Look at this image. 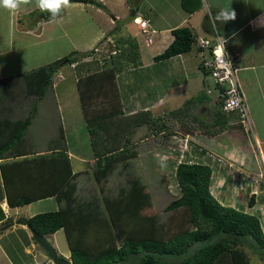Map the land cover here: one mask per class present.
Instances as JSON below:
<instances>
[{
	"label": "trees",
	"instance_id": "trees-1",
	"mask_svg": "<svg viewBox=\"0 0 264 264\" xmlns=\"http://www.w3.org/2000/svg\"><path fill=\"white\" fill-rule=\"evenodd\" d=\"M73 1L104 6L97 0ZM181 3L188 13H195L202 7L201 0H181ZM36 13L32 11L29 16L34 17ZM38 13L37 23L56 18L47 11ZM62 14L63 11L60 17ZM214 20L220 27L222 19L215 14ZM203 25L206 31H213L208 17ZM173 35L172 43L155 56V61L188 53L198 43L199 36L190 26L174 29ZM117 46L120 51L104 68L84 73L82 66L96 62H82L95 52L93 48L73 51L49 64L4 78L8 82L1 81L2 91L9 84V87L18 86V89L5 90L10 96L23 90L26 97L35 96L38 100L46 95L54 76L64 66L77 64L74 67L78 72L77 88L97 158L94 166L97 181L113 172L119 162L138 155L136 143L130 138L138 127L148 125L154 134L158 129L159 133L168 130L166 120L159 121L151 110L125 113L117 76L128 66H140L142 61L135 38L121 36ZM3 99L0 95V101ZM192 102L193 99L188 100L186 106L170 111L169 115L180 117ZM31 124L30 115L24 118L0 116V158L4 160L0 164V176L5 188L4 198L10 208L49 197L63 203L59 210L30 217L28 224L45 236L64 229L73 264H264V223L256 214L219 201L212 191L213 168L209 164L193 160L178 164L175 175L181 195L172 200L167 209L187 211L188 227L169 233L167 224L160 218L142 215L151 204V196L139 178L132 177L130 185L122 188L116 198L105 197L102 204L95 199L79 200L77 178L82 172L74 171L66 142L52 148L50 153L36 155L26 145ZM61 136L64 138L63 130ZM14 179L21 183V188L12 187ZM253 203L252 196L249 204ZM116 238L121 239V244ZM252 255L256 260L253 261Z\"/></svg>",
	"mask_w": 264,
	"mask_h": 264
},
{
	"label": "crops",
	"instance_id": "crops-1",
	"mask_svg": "<svg viewBox=\"0 0 264 264\" xmlns=\"http://www.w3.org/2000/svg\"><path fill=\"white\" fill-rule=\"evenodd\" d=\"M97 1H101L106 8L103 9L102 7L97 6V9H94V3L73 1L71 2V10H76L75 4H79L81 5L79 14H91V17L95 20L96 24L100 22L102 26L105 24L107 25V27L104 28L100 26L94 36V40L97 41L103 37L98 44L100 45L99 48L102 53H104L103 50L106 46H109L110 43H114L113 46L118 49L116 40L121 36H131L138 41L135 28L137 27L139 34H141L142 29L136 21L137 19L141 20L139 18L140 16H137L136 12H133L129 16V13H127V10L131 11L135 4L131 2L132 0ZM174 1L175 0H169L166 3L168 8L157 10L155 13V19H150L145 15L142 17V19L149 20L147 35L152 31V34H158L160 36H157L156 41L154 42L153 40L152 43H148L147 40L145 41L146 38H142L143 43L145 41L147 45L146 49H144V44L142 45L138 41L142 64L138 67L128 66L118 74L117 84L121 95L123 109L128 115L140 110H151L155 113L156 110L166 109L167 107H169L168 112H170L186 106V102L193 99V102L187 106L186 111H184L180 117L174 116V120L179 121V124H181L179 130H177L179 135H181L177 137L179 138L178 141H180V143L178 144V141H176L174 142L175 144L169 145L167 151L164 149L163 155H166L168 159L172 157L171 163L174 164L175 161L179 159L181 141L188 139L190 148L185 153L186 157L193 161L200 159V161L209 164L213 168L212 191L219 201L223 205L233 206L251 214H256L260 216L261 221L264 223V178H262L261 181L258 180L260 183L255 180L254 182H250L251 184H247L249 179H244L247 180L246 184H238L237 182L240 186L238 187L236 186V183H233V175L230 181L231 174L228 169L231 167L232 172L240 176L242 175L240 169H243L247 176L264 173V0H210L212 4L211 6L217 7V13L222 9H231L235 12L234 19H229L224 22L222 20L220 22L222 33L220 30L219 33L226 42V50L230 53L237 54L238 56L237 64L240 68L239 79L248 98L254 124L252 131H247L240 123L239 115L236 112H223L220 106L215 104L212 97L207 94V86L211 85V82L207 79L205 72L202 69V63L209 53L207 50L202 49L199 46V43H197L188 53L169 59L155 61V56L163 53L172 43L174 39V29L181 26H190L200 37V33L196 31L192 24V20L194 15L196 13H201V9H204L205 6L202 5L200 10L195 13H187V15H184L181 13L179 14V6L177 3L174 7L172 6ZM83 6H86L87 8L85 9L84 7L83 9ZM209 7L210 6H208V8ZM35 8L38 7H36L34 3L30 6L22 5L16 12H9L6 9L0 8V10H4L5 12L3 20H6V22H4L0 17V32L2 35V31L7 28L8 24H10L11 28H16L15 21L18 14L21 12L27 14ZM106 9L113 13L112 17L107 15L108 13ZM123 10L125 11L123 12ZM170 11H176L178 13L177 16H182L180 23H169ZM66 13H68L67 9ZM156 18L158 20H156ZM60 20L61 18L59 17L58 19L45 21L42 24L43 28L40 33H35L29 30H25L26 33H23V28L17 25L19 37H22V34L24 36L32 34L39 38V41L47 40V31L49 30L48 24L55 21L59 22ZM154 20L158 24L163 25V27L159 29L153 27L152 23ZM186 23L190 25H184ZM114 30H116V32H114ZM203 30L204 38L213 35V31H206L204 27ZM63 37H68V33H65ZM3 47H7L6 37H3L2 40H0V56L10 53L9 49L2 50L1 48ZM91 49L93 48H86L81 51ZM118 51H120V49H118ZM97 55H99V53H97ZM113 56L105 66L111 63ZM190 63H193L195 68L199 67L202 70L204 74L202 82L199 80L197 69L191 71L188 67ZM93 64L94 66L90 69L92 71L97 68L105 67L99 65L97 61ZM16 74L8 75V77ZM4 78H6V76L1 72L0 81H4ZM200 84H202V87H200ZM58 87L59 85L52 89L57 91ZM198 96L199 99L197 100ZM16 104L17 103L14 105L12 102L11 104H5L4 107V105L0 103V116H3L4 109L5 111L13 110L14 112H9L8 115L15 117V112L17 113L19 110L15 109L17 107ZM74 109L75 108H72V113L76 115L79 114V112ZM192 112L196 113L192 114ZM15 118L24 117L18 116ZM63 123L61 125V131L54 135H50L48 141L44 143L42 148L36 147V143L33 142L34 139L30 134L31 131L28 132V130L26 134L28 140L26 144L27 147L32 151H35L36 155H42L52 152V148L60 147L62 143L66 142L67 150L71 157L75 172L86 170H77L74 166V159H77L81 163H89L94 167L97 158L94 157L92 142V153L90 156L77 154L76 151L70 148L71 143L68 138H66L67 129L65 123ZM197 123L200 124L199 127L197 126ZM143 127L147 129V125H144L138 127L135 130V133H137L139 128ZM62 130L64 138L61 136ZM134 134L130 136L131 139ZM88 135L90 137L89 133ZM170 147L172 150H170ZM199 150L204 151L199 153ZM29 156H34V154ZM217 156L222 157L223 159L222 162L219 159L220 166H225L227 164L230 166H226L224 170H218L217 167L219 164L216 162ZM23 157L24 156H22V158ZM3 161L4 160L0 158V164ZM178 162L176 161V168L179 164ZM1 178L2 176H0V179ZM0 183L2 184L0 188V264H56L37 244L28 225L18 223V220L23 217L29 219L38 213L47 211H43V209L40 208L37 211H32V213H25L22 215L20 213L21 210L19 209L23 206L10 208L7 199L4 198L5 188L3 179H1ZM20 185L21 183L14 179L12 187L19 189L21 188ZM44 185L47 187L46 184ZM216 189L217 192H219L220 197L217 196V192V195L215 194ZM227 191H230V194L227 193ZM252 196L254 203L251 206L249 201ZM35 203L42 204L40 207L45 209L52 207L54 208L52 209L53 211L59 210L63 204H60L55 197H49L27 205L33 207ZM7 220H9V224L3 226ZM10 220H12V222ZM62 230L65 232L64 229H60L54 234L47 235V237L52 242L60 256L72 260L70 248L68 251L62 247L61 243H57L56 241V238L59 235L57 233Z\"/></svg>",
	"mask_w": 264,
	"mask_h": 264
},
{
	"label": "rangeland",
	"instance_id": "rangeland-1",
	"mask_svg": "<svg viewBox=\"0 0 264 264\" xmlns=\"http://www.w3.org/2000/svg\"><path fill=\"white\" fill-rule=\"evenodd\" d=\"M168 1L169 0H132L131 2L135 4L133 5L131 11L127 10V13H129V16L133 12H136V14L140 16V19H142L144 15L150 19H155V13L157 10L168 8V6H166ZM201 2L205 7L204 9H201V13H196L192 20V24L194 25L196 31L200 33V37H203V23L206 17L209 18L213 34L215 35L217 32L219 33V30L222 33V30L220 29L221 27H218L214 20L215 14L217 13V7L211 6L212 4L210 0H201ZM176 3L179 6V14L181 13L187 15L188 12L183 9L181 0H175L172 6L174 7ZM75 5L76 10H71L72 4L70 7L63 9V14L60 17L61 20L59 22L55 21L48 24L49 30L47 31V40L42 41H39V38L32 34L27 36L22 34V37H19L17 30V25H19L21 28H23V33H26L25 30L40 33L43 28L42 24L44 22L37 23L35 21L40 19L38 12L41 10L39 8L31 10L30 12L37 11L34 17L29 16L30 12L27 14L24 12L18 14L19 17L17 16L15 21L16 28L13 29L11 28L10 24H8L7 28L2 31L3 35L0 32V40H2L3 37H6L7 40V47H3L1 49L10 50V53L0 56V74L2 72L6 77H8V75L11 74L21 73L40 65L49 64L60 59L59 57L62 58L73 51H81L82 49L91 47L99 48L100 45L98 44L100 43L101 39H103V37L97 41L94 40V36L100 26L104 28L107 27V25L105 24L102 26L100 22L96 24L95 20L91 17V14H79L81 5ZM97 6L98 5L94 3V9H97ZM208 6L210 7L208 8ZM84 7L85 9L87 8L86 6H83V9ZM99 7H102L103 9L106 8V6ZM66 9L68 13L70 12L69 14L66 13ZM106 11L108 13L107 15L112 17L113 13L109 12L108 9H106ZM124 11L125 10H123V12ZM177 15L178 13L176 11L169 12L170 24L180 23L182 16ZM0 17L2 21L6 22V20H3L5 17L4 10H0ZM156 20L158 19L156 18ZM187 24L188 23L184 25ZM152 26L157 29L163 27V25L158 24L155 20L153 21ZM135 32L137 33L139 43L142 45L144 44V49H146V39L143 43L142 38H147V33L141 31V34H139L137 27L135 28ZM65 33H68V37H63ZM152 35L154 37V42L156 41V37L160 36L158 34ZM113 44L114 43H110L109 46H106L103 52L106 54H111V52L116 49ZM93 66L94 64L82 66L84 68V73L92 71L90 69ZM188 67L191 71L197 69L199 80L202 82V79H204L202 70L199 67L195 68L193 63H190ZM60 72L64 74L65 79L62 81L58 80L54 84L52 83L53 85L47 91L46 95L38 100L35 99V96L26 97L23 90H18L17 93H15V95L12 97L7 94L5 90H13L16 86L9 87V84L2 91L3 83L0 81V95L5 99L1 100L0 103L3 104L4 107L5 104H11L13 102L15 105V103H17V107H13L15 109H19L17 113L15 112V117H25V115L32 116V125L29 127L28 132L31 131L30 134L34 139L33 142L36 143L37 148H42L44 143L48 141L50 135L60 132L62 128L61 125L64 121L67 129L66 138H68L69 142L71 143L70 148L76 151L77 154L90 156L92 153L91 141L88 135L89 131L86 126V121L76 85L78 72L74 67L67 65L64 66ZM8 81L9 80H4L3 82ZM57 85H59V87L57 91H54L52 88ZM200 87H202V84H200ZM15 89H18V86ZM11 97L13 99H11ZM72 108H75L74 110L78 111L79 114H73L71 111ZM168 108L169 107L166 109L156 110L155 113H153L154 116L160 118L159 121L161 118L166 120L168 130L165 133H159L160 129H158V131L154 134L152 128H150L148 125L147 129L144 127L139 128L137 133L132 136V141L136 143L138 155L134 158H131L130 160L119 162L113 172L108 174L102 181H97L94 175V167H92V165L89 163H81L77 159L73 160L74 166L77 170H86L80 171L82 173L77 178V197L79 200L82 201L95 199L94 201L102 204L105 197L109 196L111 198H116L120 194L122 188L128 187L130 185L129 180H131L132 177H136L144 183L146 186V191L149 192L151 196V204L142 211V215L144 217L155 216L156 218H160L167 224L169 233L181 231L182 229L188 227L187 222L189 216L187 211L184 209L169 211L167 209L169 203L181 195L175 175L176 161L178 162L180 159L176 160L174 164L171 163L172 157L167 159V168L162 171L156 158L157 154L163 155L164 149L167 151L169 145L175 144L174 142L178 141L179 139L177 137L181 136L177 131L179 130V126H181V124H179V121L174 120L175 118L173 116L169 115ZM9 112L12 113L14 111H5L3 109V115H8ZM194 113L196 112H192V114ZM197 126L199 127L200 124L197 123ZM179 143L180 141H178V144ZM170 150H172L171 147ZM198 152L202 153L201 150ZM219 159L221 162L223 160L222 157H216V162L219 164L217 167L218 170H224L226 166H230L229 164L220 166L221 164ZM196 161H200V159H196ZM228 169L231 174L230 181L233 175V183H236V186L238 187H240L238 185L239 183L246 184L247 180L244 179H249V182H247L248 184L250 182H254L255 180L260 183L261 179L264 178V173H258L255 175L251 174L250 176H247L245 175V171L240 169V172L242 173L240 176L238 174H234L231 167ZM216 192L217 189L215 190V194ZM227 193L230 194V191H227ZM217 194L216 195L220 197L219 192H217ZM41 205L42 204L36 203L33 205V207L25 205L19 210H21L20 213L24 215L25 213L37 211L40 208L43 209V211H53L52 209H54L51 206V208L45 209L40 207ZM57 234H59L56 238L57 243H61L62 247L69 251L70 247L66 239V233L62 230ZM114 235L117 236L116 229H114ZM116 241L118 244H121L122 242L121 239L118 238H116ZM252 257L253 261L256 260L253 255Z\"/></svg>",
	"mask_w": 264,
	"mask_h": 264
},
{
	"label": "built area",
	"instance_id": "built-area-1",
	"mask_svg": "<svg viewBox=\"0 0 264 264\" xmlns=\"http://www.w3.org/2000/svg\"><path fill=\"white\" fill-rule=\"evenodd\" d=\"M136 21L138 22V19ZM138 24L143 32L148 33L149 20L141 19ZM150 32L146 38L148 43L153 42L152 31ZM198 43L202 49L207 50L209 53L202 63L205 75L211 82V85L207 86V94L212 97L215 104L220 106L223 112H236L239 115L240 123L247 131H252L254 124L248 98L239 79L240 68L237 64V54L226 50V42L218 32L208 38L199 37ZM118 52V49H115L111 54H103L100 48H95V52L83 58L82 62L94 60L99 65L105 66L111 60V57ZM76 65V63L73 64V66ZM56 75L53 84L58 80L65 79L61 72ZM181 146L179 163L191 162L192 160H188L185 154L190 148L189 140L181 141Z\"/></svg>",
	"mask_w": 264,
	"mask_h": 264
},
{
	"label": "clouds",
	"instance_id": "clouds-1",
	"mask_svg": "<svg viewBox=\"0 0 264 264\" xmlns=\"http://www.w3.org/2000/svg\"><path fill=\"white\" fill-rule=\"evenodd\" d=\"M33 3L41 11H47L56 18L60 17L63 9L71 6V0H0V8L6 9L9 12H16L22 5L30 6ZM216 16L224 22L229 19H234L235 12L231 9H222L220 12L216 13ZM156 158L161 170H165L167 168V156L157 154Z\"/></svg>",
	"mask_w": 264,
	"mask_h": 264
},
{
	"label": "water",
	"instance_id": "water-1",
	"mask_svg": "<svg viewBox=\"0 0 264 264\" xmlns=\"http://www.w3.org/2000/svg\"><path fill=\"white\" fill-rule=\"evenodd\" d=\"M18 223L20 224H24V225H28V219L26 218H21L20 220H18ZM30 228V227H29ZM33 236L35 238V241L40 244L45 251L47 252V254L51 257V259L56 263V264H73V261L71 259H66L62 256L59 255L58 251L56 250V248L54 247V245L52 244V242L48 239L47 236L45 235H41L39 234L37 231H35L34 229L30 228Z\"/></svg>",
	"mask_w": 264,
	"mask_h": 264
},
{
	"label": "bare ground",
	"instance_id": "bare-ground-1",
	"mask_svg": "<svg viewBox=\"0 0 264 264\" xmlns=\"http://www.w3.org/2000/svg\"><path fill=\"white\" fill-rule=\"evenodd\" d=\"M139 21H140V20H139ZM139 21H138V22H139Z\"/></svg>",
	"mask_w": 264,
	"mask_h": 264
}]
</instances>
